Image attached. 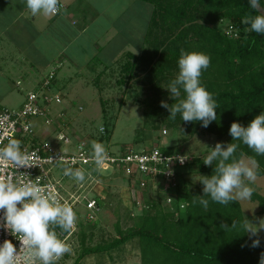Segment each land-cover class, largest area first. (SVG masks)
Listing matches in <instances>:
<instances>
[{"label":"rangeland","instance_id":"rangeland-1","mask_svg":"<svg viewBox=\"0 0 264 264\" xmlns=\"http://www.w3.org/2000/svg\"><path fill=\"white\" fill-rule=\"evenodd\" d=\"M92 1L95 6L83 0H80L79 5L72 6L74 18L70 21L74 23L73 28H81L78 24L82 22V8L86 12L84 15L90 19L88 22L91 26L87 27V32L81 37L72 38L74 41L64 49L67 57H75L73 64L71 60L62 61L58 58L57 50L63 46L54 37L53 31L36 36L31 25L26 29L27 33L23 31L22 26L26 28L27 24L23 19H16L22 4H26L23 0H0V105L10 109L22 107L30 92L39 93L44 90L40 82L54 69L57 82L62 83L65 78H69L67 75H70L71 85L61 92H57L56 87L54 90L52 88V92L60 95V102H52L48 107L50 123H45L43 118L37 117L33 125L35 135L50 142L58 150L75 152L76 139L83 138L91 145L92 141L102 137L101 143L112 155H117L126 148L139 151L162 146L164 150H177L184 155L200 156L204 159L215 143L226 142L225 137L220 138L203 130L184 140L186 133H182L181 129L167 127L158 118L151 121L144 117L141 110L142 101L148 86L144 85L143 88L139 79L145 74H135L123 82L119 81L125 76L122 64L126 59L121 58V55L127 50L135 55L140 53L152 6L142 0L90 2ZM262 2L264 3V0ZM62 13L61 11L58 15L62 16ZM70 64L74 66V73H67ZM100 125L106 127L104 133L99 131ZM60 132L68 136L71 142L65 143L59 139ZM79 168L86 172L83 183L64 176L60 164L52 166L49 172L52 179L63 189V194L72 191L95 198L101 204V211L93 222L87 223L84 217L87 211L83 205L84 201L81 200L74 208L77 214L75 230L63 236L71 245L72 252L65 254L57 264L74 262L80 251V235L79 231L77 232L80 224L85 226L83 230L88 235L85 243L97 244L115 236L118 223L121 228L130 226L132 221L127 219L128 214L133 212V217L143 214L146 204L158 197V188L153 186V181L147 180L148 186L140 188L136 181L128 182L116 166L107 167L105 164L101 170L94 171V163H83ZM195 169L194 166L178 168L177 171L182 172L178 182L184 180L190 189H203L198 179L206 174L196 172ZM251 186L254 191L264 195V175H257L256 182ZM239 203L245 220L248 218L256 222L257 218H264L257 212L256 201L250 199ZM88 226L92 227L89 229ZM260 236L264 238V232H261ZM135 241L136 238L132 239L127 246L123 261L115 259L114 264H140L137 258L139 247L136 248ZM107 261V256L97 262L92 255L84 258L80 264H108Z\"/></svg>","mask_w":264,"mask_h":264},{"label":"trees","instance_id":"trees-1","mask_svg":"<svg viewBox=\"0 0 264 264\" xmlns=\"http://www.w3.org/2000/svg\"><path fill=\"white\" fill-rule=\"evenodd\" d=\"M142 1L152 6L144 40L146 46L143 44L138 55L129 50L123 52L121 58L126 60L122 64V71L125 76L119 82L135 74H145L139 79L143 88L148 86L142 101L144 117L151 121L158 118L167 127L181 129L182 133H186L184 140L203 130L231 142L229 128L233 121L247 126L264 111V34L246 30L250 26L245 25L243 20L249 14H254L248 0ZM261 3L264 4L262 0ZM64 9L65 5L60 12ZM229 24L233 25L236 36L226 33ZM181 48L201 51L210 56V66L202 72L201 82L214 94L220 107L216 109L217 120L207 128L202 127L200 122L185 124L179 114L175 120L168 119L169 112L160 106L161 100L174 103L165 88L178 72ZM55 81L56 72L43 89L54 93L52 88L54 90ZM103 128L105 132L106 127ZM96 141L101 142L102 137ZM160 148L166 153L172 152L164 150L162 146ZM240 153L255 158L259 164L257 175H264V156H257L242 143L237 150V154ZM186 166H194L196 172L206 175H211L213 171L211 166L204 165L200 156H193L183 167ZM181 177L182 172L176 171L174 191H157L158 197L146 204L143 214L136 217H133V212L128 214L127 219H131L132 224L121 228L118 223L116 235L108 240L87 245L85 239L88 235L83 230L85 226L79 223L80 251L72 264H80L84 258L92 255L97 262L105 256L108 264H114L115 259L122 262L127 246L134 238L136 248L139 247L137 258L140 264H259V254L264 251V238L261 236V246L258 248L242 247L248 241V236L242 234L239 227L245 220L240 203L222 205L204 196L209 200V206L205 209L198 203L203 189H190L187 181L178 182ZM157 179L159 184L164 182L161 176ZM126 180L130 182L128 178ZM167 198L169 202H166ZM194 200L197 203L194 204ZM251 200L257 202V212L264 216V195L254 191ZM96 202L99 205L97 215L101 211V204L98 200ZM94 220L86 221L90 223ZM233 220L238 222L237 228L220 227L221 222L231 225Z\"/></svg>","mask_w":264,"mask_h":264},{"label":"clouds","instance_id":"clouds-1","mask_svg":"<svg viewBox=\"0 0 264 264\" xmlns=\"http://www.w3.org/2000/svg\"><path fill=\"white\" fill-rule=\"evenodd\" d=\"M31 15L43 14L47 17L57 15L61 10L60 0H23ZM252 13L243 20L249 29L264 34V4L261 0H248ZM210 66V56L201 51L180 49L178 72L165 88L174 103L161 100L160 106L169 112L168 119L175 120L177 114L185 124L200 122L207 128L216 121L219 106L214 94L201 82L202 72ZM5 123L0 120V130ZM99 131L104 132L102 125ZM231 142H217L204 157L205 166L213 168L211 175H202L203 195L198 203L205 209L211 201L228 205L232 202L247 201L252 198L259 164L255 158L237 154L240 144L246 145L257 156H264V111L256 115L247 126L233 121L229 128ZM61 139H63L61 137ZM83 147V146H81ZM92 163L99 171L109 159L103 143L92 141ZM53 159V158H51ZM184 164L188 156L176 157ZM63 167V175L83 183L86 172L75 167V159L69 161L59 155L54 159ZM87 163V161H85ZM41 167L40 158L29 152L20 139L0 131V229L12 239L0 242V264H57L72 252L71 245L63 235L75 230L77 214L74 207L51 187L41 183L39 176L32 179L30 169ZM171 174V173H169ZM197 203V201H193ZM238 222L231 225L221 222L222 229H235ZM248 241L242 247L261 246V232H264V218L256 222L248 218L239 225ZM259 264H264V251L259 254Z\"/></svg>","mask_w":264,"mask_h":264},{"label":"built area","instance_id":"built-area-1","mask_svg":"<svg viewBox=\"0 0 264 264\" xmlns=\"http://www.w3.org/2000/svg\"><path fill=\"white\" fill-rule=\"evenodd\" d=\"M60 4L62 8L63 4ZM226 33L236 36V33L233 31V25L229 24L227 26ZM53 76L54 70H51L47 77H45L41 85L42 88L49 83ZM52 102H60V95L57 92L51 93L50 90L44 89L39 93L35 91L30 92L26 97V102L20 108L10 109L0 105V120H3L5 123V129L0 131H7L8 134L20 139L23 146L26 147L29 152H34L40 158L41 167H33L30 169L32 179H36V176H39L43 185L51 186L62 199L68 201L74 208L83 200V205L87 209L84 217L87 221H92L96 219V213L99 211V205L96 200L72 191L68 194H63V189L57 181L52 179L49 172L52 166L60 164L59 161L54 160L58 158L59 155H63V157L69 161L75 159L77 161L75 167H81L85 161H87L86 164H91V145L83 138H78L75 141V152H69L67 150L61 151L55 148L50 142L35 135L33 125L34 119L41 117L44 119L45 123H50L51 119L48 118V107ZM61 137L63 139H61ZM58 138L65 143L71 142V140L68 139L69 137L62 132L58 134ZM107 153L109 157L105 163L107 167L116 166L130 182L136 181V183L141 186L140 188H146L148 186L147 180H151L153 181V186L158 188L157 191L162 192H166L167 190L171 192L174 191L177 183V169L185 166L192 160V156L184 155L177 150L166 153L161 150L159 146L144 148L139 151L126 148L117 155H112L108 150ZM179 156H188V159L184 164H181L179 160L176 159V157ZM158 176L164 178L163 183L159 184L157 182ZM137 196H139V194ZM169 200L170 199L167 198L168 202ZM65 235H68V233L63 236ZM5 238L12 239L14 244L18 243L15 237L9 236L3 229H0V242Z\"/></svg>","mask_w":264,"mask_h":264},{"label":"crops","instance_id":"crops-1","mask_svg":"<svg viewBox=\"0 0 264 264\" xmlns=\"http://www.w3.org/2000/svg\"><path fill=\"white\" fill-rule=\"evenodd\" d=\"M84 2H88L91 5L95 6V4H93L94 2H90L91 0H83ZM61 3H63L65 5V9L62 11V16L57 15L56 17H47L44 16L43 14H38L37 16H33L31 15L30 11L27 9L26 4H22V8L20 13L17 15L16 19H23L25 21V23L27 24V27L25 28V26H22V29L25 33H27V28H29V26L31 25V27L34 28V33L35 35H41L42 33H50L51 31L54 32V37L59 40L61 43L62 49H58V54L59 57L62 61L64 59L67 60H71L70 62L75 64V62H73V60L75 61V57L73 56V58L71 57H67L66 54H64V49L66 50L68 48V45L74 41L72 38L75 37H81V35L85 32H87V27L89 26L88 21H90V19L85 16L84 14L86 13L84 8L81 9L80 14L82 17V22H79V26L81 28H73L74 27V23L70 20H72L74 18V12H73V5H79L81 2L80 0H60ZM96 8V7H95ZM104 11V9H102V12ZM97 13V15L99 14L97 11H95ZM102 14V13H101ZM100 14V15H101ZM96 15V16H97ZM88 18V19H87ZM38 20H43V22H38ZM91 27V26H89ZM101 39V38H100ZM100 39H97L98 41ZM124 51V50H123ZM74 73V66L72 64H70V70H68L67 73ZM67 73H64L65 75ZM69 76V78H65L64 81L62 83H59L57 81L55 84V87L57 88V92H61L64 89H68V86L71 85V81H72V76ZM66 76V77H67Z\"/></svg>","mask_w":264,"mask_h":264}]
</instances>
